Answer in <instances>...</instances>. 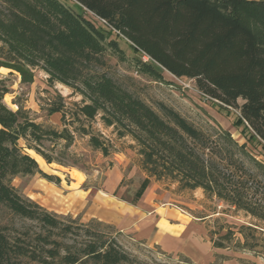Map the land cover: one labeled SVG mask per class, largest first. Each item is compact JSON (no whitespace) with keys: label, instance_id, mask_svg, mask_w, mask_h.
Wrapping results in <instances>:
<instances>
[{"label":"trees","instance_id":"16d2710c","mask_svg":"<svg viewBox=\"0 0 264 264\" xmlns=\"http://www.w3.org/2000/svg\"><path fill=\"white\" fill-rule=\"evenodd\" d=\"M121 43L148 58H135L138 73L165 81L164 69L194 79L204 95L238 108L233 124L264 149V0H0V60L40 67L51 83L61 82L82 96L71 109L61 95L51 102L49 113H62L65 126L59 130L34 121L21 107L12 110L4 102L8 90L0 87V203L50 232L72 231L71 225L62 227L56 213L20 194L11 181L17 175L41 173L60 183L61 178L44 172L25 147L48 163H62L46 144L64 140L69 146L74 132L89 135L90 144L109 155L110 144L90 124L100 115L120 138L130 136L142 156L148 177L132 202L143 196L152 177L168 178L182 188H202L207 196L264 223V160L230 132L214 140L172 106L159 102L157 111L102 71L107 55L126 59ZM239 98L244 100L241 105ZM74 123L78 125L71 130ZM82 226L90 233L87 224ZM4 228L0 264H21V257L45 264L131 260L118 241L103 235L61 254L58 247H46L54 242L48 234L32 238L26 232L28 241L10 237ZM244 246L264 248V239L254 237Z\"/></svg>","mask_w":264,"mask_h":264},{"label":"rangeland","instance_id":"374dc122","mask_svg":"<svg viewBox=\"0 0 264 264\" xmlns=\"http://www.w3.org/2000/svg\"><path fill=\"white\" fill-rule=\"evenodd\" d=\"M76 7H78L76 5ZM89 15V14H88ZM126 59L106 56L108 64L101 68L116 81L142 97L147 103L160 111L158 103L164 102L179 111L198 128L218 139L223 132H230L238 143H247L248 149L258 159L264 160V149L254 139H248L242 133V127L235 126L234 120L240 113L238 108L226 107L217 100L199 91L194 79L179 78L163 70L165 81H158L148 75L138 73L134 66L135 58L141 57L128 43H121ZM148 60L146 56L141 57ZM0 87L8 92L4 102L14 111L20 107L25 109L31 119L44 126H52L59 130L64 128L62 113H49V105L61 95L69 109L74 102H80L82 96L61 83L49 81V75L40 67L21 66L6 60H0ZM242 98L238 99L241 105ZM69 117V116H68ZM70 119V118H69ZM95 133L102 135L110 144V154L104 155L89 142V135L74 132V142L67 146L64 140L57 144L47 142V148L54 155L61 157L62 163H48L34 149L25 150L34 156L40 168L61 178L60 183L50 181L41 173L17 175L12 178V185L20 194L27 196L43 207L58 215L63 225H71L72 231L60 229L49 231L29 219L20 217L0 203V227L10 237H23L29 232L33 237L37 233L50 235L48 248L58 247L61 254L67 250L77 251L86 240L97 236L114 238L130 254L131 260L122 264H264V248L250 249L244 244L252 243L254 237L264 239V223L258 221L243 210L229 206L217 197H209L202 188L186 189L168 178L157 180L151 178L149 186L157 185L160 192L166 191L164 201L169 205L179 206L184 212L206 221L207 237L212 243V253L208 262H195L183 254H164L157 247L133 240L117 231L116 227L97 218H83L82 214H71L67 210L75 205H82L86 199L105 190L108 177L121 179L118 195L132 202L136 190L148 173L142 167V156L137 152L136 142L130 137L120 138L114 127L106 126L100 119L90 121ZM78 123L69 125L74 130ZM26 146L24 139L20 140ZM150 188V187H149ZM82 223L87 224L90 233ZM91 234V235H90ZM93 234V235H92ZM219 243L222 247H217ZM47 259L53 261L50 256ZM85 258V257H84ZM56 263H60L58 258ZM21 264H45L28 257L19 258ZM76 264H97L92 260L80 261Z\"/></svg>","mask_w":264,"mask_h":264},{"label":"crops","instance_id":"0c3cea01","mask_svg":"<svg viewBox=\"0 0 264 264\" xmlns=\"http://www.w3.org/2000/svg\"><path fill=\"white\" fill-rule=\"evenodd\" d=\"M120 182V178L108 177L103 192L95 193L67 212L108 222L118 232L157 247L164 254H183L198 263L210 260L213 246L207 237L205 220L167 204L166 191L160 192L157 185L149 186L135 203L124 200L116 196Z\"/></svg>","mask_w":264,"mask_h":264}]
</instances>
